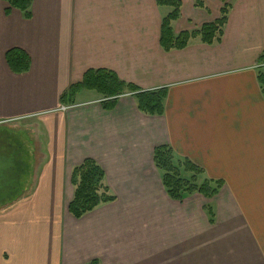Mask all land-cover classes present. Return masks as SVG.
<instances>
[{
    "label": "crops",
    "instance_id": "0c3cea01",
    "mask_svg": "<svg viewBox=\"0 0 264 264\" xmlns=\"http://www.w3.org/2000/svg\"><path fill=\"white\" fill-rule=\"evenodd\" d=\"M179 1L176 35L213 23L224 5ZM7 9L0 0V125L31 123L47 139L26 155L24 197L0 210V264H264V0H230L219 42L169 52L160 46L169 8L156 0H33L30 19ZM11 49L27 54V73L10 70ZM99 69L165 89L163 115L142 114L132 95L111 111L92 91L60 104ZM159 146L222 181L218 194L170 199L153 162ZM86 159L115 201L77 220L70 176Z\"/></svg>",
    "mask_w": 264,
    "mask_h": 264
},
{
    "label": "trees",
    "instance_id": "16d2710c",
    "mask_svg": "<svg viewBox=\"0 0 264 264\" xmlns=\"http://www.w3.org/2000/svg\"><path fill=\"white\" fill-rule=\"evenodd\" d=\"M10 11L17 10L30 19V8L33 0H3ZM195 6L203 8L201 0H194ZM224 5L220 11V17L213 23L205 24L200 29L191 32H182L176 35L172 23L180 16L181 3L179 0H156L157 5L169 8V13L163 18L160 30V46L165 52L185 48L190 41L199 38L204 44L219 42L223 35V29L227 23V15L230 8V0H221ZM6 62L10 70L15 74L27 73L30 69V60L27 54L20 49H11L6 53ZM260 66L258 81L264 87V52L258 58ZM81 91H92L101 97V106L105 111L113 110L120 97L132 95L139 112L147 116H162L164 113L165 89L142 91L132 84L121 81L113 72L99 69L88 70L79 83L72 84L60 96V104L69 106L74 104L76 95ZM264 92V90H263ZM174 153L168 146H159L154 149L153 162L160 173L163 188L172 200L182 202L186 197L198 193L207 200L213 199L223 187L222 181H214L204 178L198 184L197 175L204 174L203 169L196 167L188 160L174 163ZM16 163V167L18 163ZM192 174L190 179L182 176L180 169ZM8 169H5V171ZM20 175V174H19ZM18 175V176H19ZM18 176L14 179L18 181ZM9 181L12 179L6 178ZM73 188V197L68 205L69 214L75 219H81L93 212L101 205L115 201L114 195L106 185L104 170L92 159L84 160L79 166L74 167L70 176ZM209 222L214 224L215 211L208 203L204 207ZM87 264H99L93 260Z\"/></svg>",
    "mask_w": 264,
    "mask_h": 264
},
{
    "label": "rangeland",
    "instance_id": "374dc122",
    "mask_svg": "<svg viewBox=\"0 0 264 264\" xmlns=\"http://www.w3.org/2000/svg\"><path fill=\"white\" fill-rule=\"evenodd\" d=\"M33 127L31 123L0 125V210L5 209L15 200L24 197L21 192V186L24 184L23 178L32 174V172H29L30 166L27 163L26 155L30 156L31 154L32 157L30 158L32 159L35 155L32 154V151L35 152L33 149L34 142H44V139H47L43 127L40 126L41 138L39 137V132L33 131ZM36 144L38 145V143ZM27 151L29 152L27 153ZM15 162L18 163L17 167ZM174 163L181 162L174 159ZM5 169L8 170L5 171ZM180 172L186 179L192 177V174L185 173L182 168ZM15 176L19 177L18 181L16 179L13 180ZM203 176L204 174L196 176L198 184L204 180ZM6 178L12 180L9 181Z\"/></svg>",
    "mask_w": 264,
    "mask_h": 264
}]
</instances>
